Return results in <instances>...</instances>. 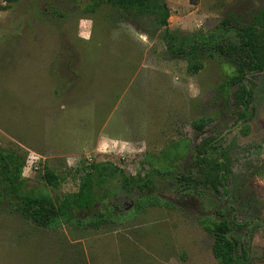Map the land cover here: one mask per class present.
I'll use <instances>...</instances> for the list:
<instances>
[{"label": "rangeland", "instance_id": "374dc122", "mask_svg": "<svg viewBox=\"0 0 264 264\" xmlns=\"http://www.w3.org/2000/svg\"><path fill=\"white\" fill-rule=\"evenodd\" d=\"M147 1L154 9L125 12L0 0V155L23 165L21 193L56 205L96 163L152 181L127 193L121 176L92 174L94 208L45 227L0 189V264H217L214 211L249 225L246 264H264V71L249 77V117L232 128L239 111L226 81L235 72L213 47L237 45L230 29L264 0ZM209 137L232 157L229 195L179 193L194 145ZM45 170L57 178L52 189Z\"/></svg>", "mask_w": 264, "mask_h": 264}, {"label": "trees", "instance_id": "16d2710c", "mask_svg": "<svg viewBox=\"0 0 264 264\" xmlns=\"http://www.w3.org/2000/svg\"><path fill=\"white\" fill-rule=\"evenodd\" d=\"M17 2L18 0H10ZM76 6L84 4L96 7L102 3H108L112 7L122 9L125 12H144L154 9L148 5L147 0H72ZM89 9V10H90ZM153 11H159L160 22L166 24L168 11L164 7H156ZM225 27L231 28L226 20ZM238 44H218L214 51L225 56L234 68L235 74L226 81L227 86L232 89L230 97L233 105L238 109L237 120L234 128L239 122L246 123L249 117L250 104L253 100V83L249 77H254L264 71V8L253 14L246 25L236 28ZM247 135V133H245ZM218 137L203 139L193 147L194 158L190 175L182 176L178 182L179 193L195 192L202 198L209 196L211 191L217 197L224 191L229 195L228 181L232 173V157L227 151L216 145ZM17 161L11 157L4 158L0 155V189L3 196L15 199L21 205L20 212L24 217L32 219L38 226H48L59 221H70L76 214L88 212L94 208L95 196L93 194L92 174H95L101 182L121 176L119 183L120 191L130 193L134 190L144 191L151 187L152 181L149 177L144 180H136L125 176L123 171L111 163H96L91 166V172L86 173L80 182L77 192L63 195L55 205L47 193L37 194L22 192V181L20 178L21 168ZM151 174H157L151 171ZM47 185L52 189L55 186L56 176L50 170L43 173ZM206 191L205 195L200 193L201 189ZM194 192H192L194 194ZM213 206V205H212ZM218 217L217 223L212 224V254L217 264H246L249 257V246L245 238H249V225L244 221L238 223L230 219L226 213L214 211ZM103 215H97L89 223L93 228L99 227ZM243 230L241 240L235 238L239 231Z\"/></svg>", "mask_w": 264, "mask_h": 264}]
</instances>
